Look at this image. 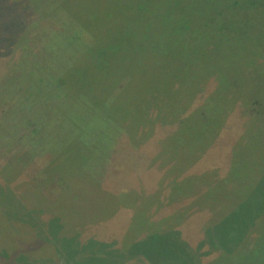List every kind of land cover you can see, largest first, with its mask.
<instances>
[{
	"label": "rangeland",
	"instance_id": "1",
	"mask_svg": "<svg viewBox=\"0 0 264 264\" xmlns=\"http://www.w3.org/2000/svg\"><path fill=\"white\" fill-rule=\"evenodd\" d=\"M139 1L149 13L130 11ZM152 1L47 0L52 10L37 15L27 0H0V264L4 258L15 259L10 264H228L229 254L215 255L222 245L210 239L227 240L232 220L242 223L238 229L264 222V176L233 218L216 220L224 209H199L193 193L175 202L186 183L200 190L202 180H215L205 170H230L235 136L247 141L254 132L264 145V121L251 129L239 101L203 156L179 133L183 110L200 94L218 92L223 102L221 93L232 84L243 98L258 94L264 108V0H161L165 14L184 17L183 30L176 19L166 32L192 36L207 24L212 45L177 43L142 56L141 45H127L115 52L120 31L131 27L137 38L142 30L152 33L160 19ZM62 6L83 18L91 43L84 29L69 26ZM213 6L229 25L217 37L214 29L222 27L209 21L220 18ZM245 12L252 19L246 25ZM174 66L181 68V88L200 93L190 103L184 91L171 96L165 85L148 84L169 79ZM117 101L151 119L139 123L133 115L134 124L116 115ZM106 192L119 201L114 209ZM53 215L65 234L77 232L60 236ZM11 225L25 235L6 234ZM262 236L232 235L224 244L242 240L237 264H264Z\"/></svg>",
	"mask_w": 264,
	"mask_h": 264
},
{
	"label": "trees",
	"instance_id": "2",
	"mask_svg": "<svg viewBox=\"0 0 264 264\" xmlns=\"http://www.w3.org/2000/svg\"><path fill=\"white\" fill-rule=\"evenodd\" d=\"M27 1L28 3L30 2V5L33 9V10L31 9V11L35 12L37 15H39V12L41 14H44V12L46 11H48V13L46 12V14H49V11L52 10V9L49 10L50 7L47 3V0H27ZM160 1L161 0H153L150 3L151 7L158 10L159 18H160L159 21L152 26L153 29L152 27H149L152 30V33L146 34L142 30L141 34L137 38L136 32L134 30L132 31L131 27L128 30L120 31L119 34L121 35V39L117 44H115V52L122 53V50L126 49L127 45H141L139 49L140 56H142L143 54H147L149 51L153 52L154 54L160 52L166 53L167 47L176 49L177 43H181V45H194V44L212 45V41L214 39H212L211 41L210 33L209 31H207V29L209 28L207 24L199 25V28H203L201 29V33L198 32V34L192 36L182 33H177L176 35H174L173 33L175 32H166V27H172L174 26L175 23L178 22L176 19H180V26L177 27L178 28L177 31L183 30L185 28L183 24L184 17L183 15L177 17L174 14V11H170L169 13L165 14L160 5ZM142 4L143 1L136 2L132 6L130 11L133 13L135 12L136 14L140 13L141 11V13L143 12V14L140 16L145 15L148 11L142 6ZM241 7L243 9L244 4H242ZM39 8L41 11H39ZM56 9L57 8L55 7L54 10ZM62 9L65 10L68 16L67 21L71 28L73 27H81L82 29H84V27L87 28L84 24L83 18L80 17L79 14H77L76 12H70L67 7H63ZM246 9H252V5L250 6V4H246ZM220 11H222V8L213 6L212 13H216L218 16H220V14L218 13ZM209 14H205V15H209ZM246 15H247L246 12L245 14L240 15V18L241 20L244 21L245 25L246 23H248V21L252 20L250 15L247 17ZM224 20L226 19H222V16L212 21L209 20L210 23L215 26V28H217L219 23L222 27L221 30L214 29V31L216 32V37L224 34L225 29L228 30L229 28V25L225 23ZM127 21H128L127 19L123 20L121 22V26L125 27L127 25ZM239 23H242V21L240 20L236 21V26H235L236 28L234 29L235 33L240 32ZM84 31L88 35L89 42L91 43L90 34L85 29ZM218 31H222V34H219ZM72 35H73V30H72L71 38ZM134 40H138V42L136 44H132ZM103 41L105 44H107L106 39H103ZM226 41H228V39H226ZM242 42L244 44L241 45H249L245 42V40H243ZM143 49H145L144 52H141ZM175 63L177 62L175 61ZM174 69L175 71L171 72V76L169 77V79L164 80V82L162 81L163 77L158 80L156 77L154 81H151L148 84L151 85L154 84L157 88L160 89H162L165 85L167 91L171 94V96L177 95L181 91H184L185 93L184 100L190 103L192 98L196 97L200 93H198L197 91L190 93L188 88H181L179 76L177 74L181 68L179 66H174ZM221 96L224 98L223 102L218 100L219 99L218 92H216L215 94H210L209 97L200 94V97L198 98V102H194L190 110H188L187 108L183 110V114L181 116L182 119L180 120L179 123V131H180L179 133L181 134V138L185 142H187L190 145H193L200 153H202V154L199 153L201 156H203L205 153H208L209 150L215 145L217 139L222 134L223 128H225L228 123L227 118L229 113L231 112L234 105L238 103V101L240 103H243L244 106H246L245 113L248 118V120L246 121H249L250 124L249 127L251 129L257 126L258 123H262V121H264V108H262L259 104L260 99L258 94L251 93V95L248 98H243L241 89L236 84H232L221 93ZM173 106L175 107L176 104H173ZM115 114L116 115L120 114V116L125 117L134 124L135 121L133 115L139 116V120H138L139 123L140 122L147 123L149 119H151L148 116L139 112L132 113L130 108L123 101L120 102L117 101L115 103ZM250 133L252 135H255L254 132H247V141H244L242 136H238V135L235 136V139L231 145V151L229 153V158H228V164H230L231 166L229 171L225 170L223 172H220L218 167L209 170H205V167L200 169V172L202 173L204 170L211 171L209 174L215 180L213 182H210L207 179L202 180L204 185H200L201 186L200 190H194L191 187L190 182L186 183V186H184L182 190L183 191L182 194L184 196L182 197V199L176 200L175 202H183V200H185L184 198L185 195L191 197L192 195L190 193H193L196 197L195 198L196 202L199 204V209L207 208V207L209 208L210 211L220 209V207L224 209L225 211L224 214L217 216L216 220L218 221L221 218L224 219L229 216L233 218L240 209L245 208V205L254 198L253 195L257 190L256 188L258 184V179L264 176V145L261 143L258 135H255L256 141L249 142L248 135ZM250 161L253 162L252 165L249 164ZM228 178L229 180H227ZM225 180L227 181L225 182ZM243 183H246L245 188L242 187ZM128 188H126L123 191L129 192L127 190ZM159 190L161 189L160 188L155 189V191H159ZM106 194L109 197L108 201L112 203L111 209H114L115 203L119 201L115 199L116 198L115 195L108 192H106ZM102 195L104 194L102 193ZM192 200L193 198L189 200V203H191ZM54 217L55 219H57L54 221L56 223V231L60 230L59 232L60 236L61 235L68 236L77 232L75 231L72 233L65 234V232H63L61 228L60 218L57 216ZM250 223L251 224L248 223L246 225V228L238 229L242 225V223L240 224L239 221L238 223H235L232 220L229 226L230 230L227 240H216V238L210 239L213 242L217 241L219 242V244L222 245L218 248L219 249L218 251H214L216 252L215 255L221 252L228 253L229 254L228 264H237L235 252L238 246L240 245L239 242H242V240H239L233 243L232 245H226L224 243H229V239L232 235H242L245 236L244 239L256 233L257 235L260 234L264 236L263 221L251 220ZM259 227H263V228H259ZM16 229L18 232H16ZM168 229H171V227L164 228L162 232ZM259 231H261L262 233H259ZM5 232H7L6 234L8 235H16L19 238H22L25 235L23 233V230L18 228V226L16 225H11V234H9L10 231L7 227ZM4 259L6 264H10L11 261H15V259H11V258H4ZM199 261L200 264L204 263V261H201V259Z\"/></svg>",
	"mask_w": 264,
	"mask_h": 264
}]
</instances>
